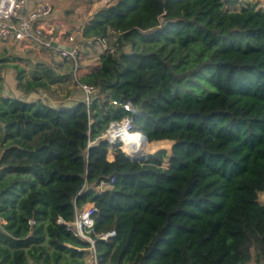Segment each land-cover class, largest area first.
I'll list each match as a JSON object with an SVG mask.
<instances>
[{
  "label": "trees",
  "instance_id": "trees-1",
  "mask_svg": "<svg viewBox=\"0 0 264 264\" xmlns=\"http://www.w3.org/2000/svg\"><path fill=\"white\" fill-rule=\"evenodd\" d=\"M110 33L113 52L74 80L97 88L90 106L26 101L54 84L51 70L27 77L0 58L19 94L3 96L0 76V264H85L89 243L63 222L89 203L94 233L115 232L95 241L97 264H264V11L111 0L79 37ZM113 93L133 110L110 105ZM124 117L170 152L134 162L98 139Z\"/></svg>",
  "mask_w": 264,
  "mask_h": 264
},
{
  "label": "built area",
  "instance_id": "built-area-1",
  "mask_svg": "<svg viewBox=\"0 0 264 264\" xmlns=\"http://www.w3.org/2000/svg\"><path fill=\"white\" fill-rule=\"evenodd\" d=\"M234 1L242 3L252 0ZM31 2L34 7L31 6ZM110 2L111 0L108 1V3ZM54 9V3L48 0H41L35 3L33 0H0V45H15L18 51H24L27 48H33V46L38 47V49H51L53 48L52 44L55 43L70 48L66 50L64 47H55L54 49L58 52L59 57L64 59L70 58L76 61V46L71 45L75 41V36H66L56 30V24L49 21L54 14ZM64 37L70 45L62 41ZM115 39V34L110 33L107 38L96 39L92 44L98 45L103 52L111 53L114 50L113 43ZM75 89L81 95V101L85 102L87 106L92 104L94 97L100 96L97 88L93 85L76 82ZM109 104L114 107L119 106L127 112L133 110V106L130 103L118 102L111 98ZM132 134L142 135L143 141L147 142L146 136L141 132L135 131L129 118L124 117L118 121H111L98 139L104 140L111 146L119 148L125 157H130L122 149V144L123 138ZM98 139L89 142V146L96 144ZM112 184L113 178L103 179L99 181L96 189L102 191L110 188ZM97 212V208L89 203L77 209L71 221H62L67 231L89 243L90 246L85 249V264H97L94 249L96 240L106 241L115 236L114 230L101 234L94 233V215Z\"/></svg>",
  "mask_w": 264,
  "mask_h": 264
},
{
  "label": "rangeland",
  "instance_id": "rangeland-1",
  "mask_svg": "<svg viewBox=\"0 0 264 264\" xmlns=\"http://www.w3.org/2000/svg\"><path fill=\"white\" fill-rule=\"evenodd\" d=\"M108 1L109 0H57V6L61 5L62 9L61 23H56L57 30L66 36H75V41H73L74 43L71 45L76 46V61L70 58L64 59L57 57L53 52L47 51L48 53H46L42 48H39L38 51L33 48H27L22 52L15 48L7 49L4 45H0V58H19L27 77H31L35 72L36 75H41L42 70H51L52 77L56 80L54 84L49 86L47 92L39 90L37 94L31 95L30 98L69 99L73 97L71 92L76 90L74 80L86 74V72L98 62L99 56L104 53L98 45L88 44L91 43V41L87 42V44L84 43L78 36V33L80 34V29L91 12L99 7L106 6ZM224 1V10L229 12L238 11L242 7L250 6L251 4H254L257 9L264 11V0L244 1L242 3H237L234 0ZM56 9L57 8L55 7V10ZM65 39L66 38L64 37L62 41L67 43ZM19 56L23 57L20 59ZM75 64L76 66H79V68L73 69ZM8 70L12 69L8 68ZM5 92H12L14 95L17 94L14 85L11 86L10 90H5ZM79 98L82 99L80 94ZM67 101L68 100H65L64 102ZM170 149L171 146L169 144L166 151L170 152ZM107 157L110 158L109 155ZM166 165L167 164H165V166ZM258 200L261 204H264V195L262 193H259Z\"/></svg>",
  "mask_w": 264,
  "mask_h": 264
},
{
  "label": "crops",
  "instance_id": "crops-1",
  "mask_svg": "<svg viewBox=\"0 0 264 264\" xmlns=\"http://www.w3.org/2000/svg\"><path fill=\"white\" fill-rule=\"evenodd\" d=\"M38 1H41V0H33V2L35 3V2H38ZM48 1H52L53 3H55L54 5H55V7L57 8L56 10L54 9V14H53V16L50 18V22H52L53 24H56L57 22L59 23L60 21H61V5L60 6H57V0H48ZM227 1H231V0H227ZM31 6L32 7H34V5H33V3L31 2ZM58 7H60V8H58ZM61 23V22H60ZM55 28H56V30H57V26H55ZM82 28V27H81ZM81 30V29H80ZM80 34L78 33V36H79ZM87 44V43H86ZM88 44H91V45H93L92 43H88ZM5 48H7V49H10V48H15L16 49V47H15V45H8V46H5ZM55 47H53V48H51V49H44L45 50V52L46 53H48V52H53L57 57H59L58 56V52L54 49ZM33 49L34 50H36V51H38V47H36V46H33ZM48 51V52H47ZM23 52V51H22ZM101 54V53H100ZM20 57V59L23 57V56H19ZM20 63H19V65L21 66V67H23L22 65H21V61H19ZM98 65V62L95 64V65H93L91 68H90V70L88 71V72H90L92 69H94L96 66ZM24 68V67H23ZM88 72H86V73H88ZM0 76H1V78H2V85H3V91H7V90H10L11 89V86L12 85H14L15 86V72L14 71H12V70H8V69H5L1 74H0ZM11 94V93H10ZM70 94V93H69ZM71 94H72V96L73 97H71V98H30V96L29 97H27V98H23V99H25L26 101H34V100H36V99H42V100H44V101H46L47 100V102H50L51 104H53L54 106H65V107H72V106H74V104L76 103V102H79V101H81V99L79 98V93L78 92H76V90L75 91H72L71 92ZM3 96H9V93L8 92H3V94H2ZM32 95H34V94H32ZM10 96H13V95H10ZM19 96V94L17 93V95L15 94L13 97H18ZM65 100H68L67 102H64ZM110 156V158H108L107 157V159L109 160V161H112L113 159H114V157H113V155H112V153L111 152H109L108 154H107V156Z\"/></svg>",
  "mask_w": 264,
  "mask_h": 264
},
{
  "label": "bare ground",
  "instance_id": "bare-ground-1",
  "mask_svg": "<svg viewBox=\"0 0 264 264\" xmlns=\"http://www.w3.org/2000/svg\"><path fill=\"white\" fill-rule=\"evenodd\" d=\"M142 135L140 134H132L123 138L122 149L124 152L130 156L132 155H140L145 156L146 153H154L158 150L166 149L170 142H151L147 143L143 141ZM137 145V146H136Z\"/></svg>",
  "mask_w": 264,
  "mask_h": 264
},
{
  "label": "water",
  "instance_id": "water-1",
  "mask_svg": "<svg viewBox=\"0 0 264 264\" xmlns=\"http://www.w3.org/2000/svg\"><path fill=\"white\" fill-rule=\"evenodd\" d=\"M52 46L53 47H60V48H62V47H64L66 50H69L70 48L69 47H65V46H62V45H57V44H55V43H53L52 44ZM111 99L112 100H115V101H118V102H122V103H125V102H123L121 99H120V97H119V95H117V94H115V93H113L112 95H111ZM165 141H168V140H165ZM155 142H159V141H155ZM170 142V146L172 147L173 146V144H174V142H172V141H169ZM166 149H162V150H158V151H156V152H159V151H165ZM156 152H154V153H156ZM154 153H148V154H146L145 156H140V155H132V156H130V157H127L129 160H131V161H134V162H140V161H143V160H147V158H148V156L149 155H152V154H154Z\"/></svg>",
  "mask_w": 264,
  "mask_h": 264
}]
</instances>
